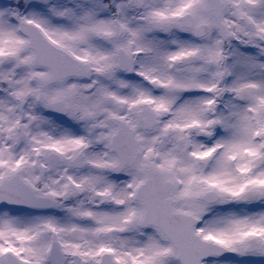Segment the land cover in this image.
I'll list each match as a JSON object with an SVG mask.
<instances>
[{
    "label": "snow or ice",
    "instance_id": "snow-or-ice-1",
    "mask_svg": "<svg viewBox=\"0 0 264 264\" xmlns=\"http://www.w3.org/2000/svg\"><path fill=\"white\" fill-rule=\"evenodd\" d=\"M0 264H264V0H0Z\"/></svg>",
    "mask_w": 264,
    "mask_h": 264
}]
</instances>
